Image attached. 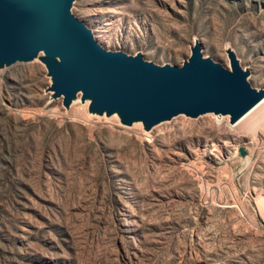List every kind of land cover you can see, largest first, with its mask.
<instances>
[{
	"label": "rangeland",
	"instance_id": "obj_1",
	"mask_svg": "<svg viewBox=\"0 0 264 264\" xmlns=\"http://www.w3.org/2000/svg\"><path fill=\"white\" fill-rule=\"evenodd\" d=\"M69 11L105 51L158 66L180 67L196 41L229 70L230 50L264 91V0ZM49 85L37 59L0 69V264H264V126L178 115L144 131L88 114L79 94L65 108Z\"/></svg>",
	"mask_w": 264,
	"mask_h": 264
},
{
	"label": "water",
	"instance_id": "obj_2",
	"mask_svg": "<svg viewBox=\"0 0 264 264\" xmlns=\"http://www.w3.org/2000/svg\"><path fill=\"white\" fill-rule=\"evenodd\" d=\"M73 0H0V69L37 59L45 68L50 99L67 108L79 94L87 113L116 116L144 131L183 115L211 114L235 123L263 96L245 80L234 54L229 70L202 58L195 41L180 67L158 66L140 54L102 49L71 15ZM239 156L245 152L238 149Z\"/></svg>",
	"mask_w": 264,
	"mask_h": 264
},
{
	"label": "bare ground",
	"instance_id": "obj_3",
	"mask_svg": "<svg viewBox=\"0 0 264 264\" xmlns=\"http://www.w3.org/2000/svg\"><path fill=\"white\" fill-rule=\"evenodd\" d=\"M72 105L75 106L74 104ZM83 106L85 107L87 106V104L84 103ZM85 108L82 107V109L81 108L77 109L75 107L74 108L71 107V109H74L73 111H75V113L76 112L81 113L83 109ZM222 118H227V117L223 116ZM233 125H241V127L244 130L246 129L252 132L258 127H263L264 126V96L248 112H246L239 120L233 123Z\"/></svg>",
	"mask_w": 264,
	"mask_h": 264
}]
</instances>
